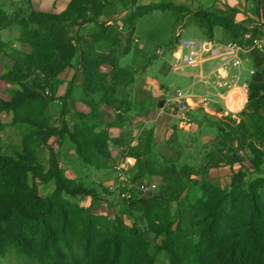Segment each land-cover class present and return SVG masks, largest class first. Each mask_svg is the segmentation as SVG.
<instances>
[{
	"label": "trees",
	"instance_id": "trees-1",
	"mask_svg": "<svg viewBox=\"0 0 264 264\" xmlns=\"http://www.w3.org/2000/svg\"><path fill=\"white\" fill-rule=\"evenodd\" d=\"M107 1L70 0L60 13L35 11L29 1L20 3L11 14L0 7V30L14 24L18 41L29 47V51L8 55L13 63L1 76L16 87L6 98H0V112L11 113V123L24 124L29 132L19 148L12 147V154L0 152V264H161L156 254L162 250L169 256V264H264V199L259 194L264 177L251 181L246 189L238 187L235 181L230 190L207 186V198L192 220L196 236L193 240L180 220L173 223L168 206L169 198L182 187L175 174L191 170L187 166L176 170L175 157L159 152L153 127H144L137 143L126 145L124 150V155L135 158L130 170L131 188L139 187L142 183L137 180L146 175H161L172 182L170 185L177 181V188H166L157 194H134L130 188L131 197L119 188L121 204L131 223L119 214L110 219L106 214L94 213L89 206L73 200L84 195L94 199L97 192L64 174L58 153L65 135L82 161L106 167L111 158L109 144L119 140L112 135V127L122 121L123 113L131 105L127 87L133 80V71L114 64L103 72L100 67L105 56L93 51L95 41L107 39L115 44L120 35L114 23L98 21L100 15H106ZM135 1L136 10L124 21L129 35L134 31L136 18L172 6L167 2L140 5ZM258 2L264 19L263 0ZM175 9L192 15L209 38H213L214 28L219 26L229 30L234 41L247 46V31L253 36L263 33L262 24L248 29L209 8L179 4ZM88 21L96 22L95 30L87 36L74 33L75 27ZM76 54L83 77L82 99L90 110L76 112L77 120L70 131L63 119L64 105L56 118L51 119L44 111L55 99L51 94L53 79L70 65ZM249 56L253 73L247 82L240 117H222L229 124L234 123L236 139H242L240 146L258 155L264 153L260 149L264 147V47L250 49ZM46 88L50 96L44 94ZM102 103L112 112L100 110ZM199 130L205 133V129ZM167 139L164 132L162 142L169 144ZM42 146L49 152L45 161L36 156ZM147 150L156 157L160 155L159 162L145 158ZM50 180L54 181V189L42 195L39 184ZM177 215L179 218V212ZM138 218L145 222L147 230L164 236L154 251L150 250Z\"/></svg>",
	"mask_w": 264,
	"mask_h": 264
},
{
	"label": "rangeland",
	"instance_id": "rangeland-1",
	"mask_svg": "<svg viewBox=\"0 0 264 264\" xmlns=\"http://www.w3.org/2000/svg\"><path fill=\"white\" fill-rule=\"evenodd\" d=\"M146 4H153L159 2L171 3L172 6L167 8L156 9L149 11L143 16L134 20L135 27L133 38L142 39V34L150 29V25L156 26L158 32V39H152L153 41H145L147 46V53L151 56V63L153 67L149 70L151 74H154L160 81V94H158L152 102L151 108L147 111L153 115L157 113L160 115L159 122L161 126L165 127L158 129L156 137L157 144H161L162 135L168 136L170 145L171 156L175 157L176 170L180 166H187L191 171L187 174H175L176 180L182 183V187L179 191L174 192L169 198V216L174 224L180 220L184 231L193 240H196L195 230L192 226V220L195 218L197 212L205 202L207 198V186L215 185L225 190H230L232 183L235 181L236 185L240 188L246 189L251 181L258 177H264V153L254 155L248 148L241 147L240 142L242 139H236V133L233 131L232 126L234 123H228L226 118L218 117L215 114H211L202 110L201 108L190 110V116L192 119V126L188 129H181L177 126V117L171 114L170 107L166 103V100L174 95L176 88H182L187 90L190 94L201 93L207 95L209 98H214L213 95L207 93L208 90H213L210 85L197 81V77L190 74H178L175 73L169 64L170 54L169 46L173 45L176 39L191 38V39H203L206 37L201 28L196 25L195 18L183 9H175V6L181 4V0H145ZM108 5L105 7V14L107 18H113L112 14L123 13L121 18L123 21L128 20L131 14L136 10L133 4V0H108ZM18 6V4H17ZM16 6V7H17ZM15 7V8H16ZM47 9V8H43ZM138 22V23H137ZM113 23V22H112ZM137 23V24H136ZM126 24V32L128 34ZM165 26V27H164ZM137 27V28H136ZM139 28V30H137ZM5 29V28H4ZM137 30V31H136ZM164 33H163V32ZM5 41H1L0 38V51H4L6 55H16L17 51H22L12 47L14 41H18V30L13 24L8 27L6 32L1 33ZM163 33V34H162ZM245 39V37H244ZM243 41V39H242ZM19 42V41H18ZM156 46L162 48L163 52L159 55L156 53ZM161 55V56H160ZM132 58V54L122 56L120 61L127 63ZM216 63L215 60L207 61L203 64V70L206 72L211 66ZM140 72L146 71L145 66H142ZM196 71V69H188L187 73ZM247 78L250 77L246 74ZM235 84L243 87L244 82L235 80ZM7 86L0 82V90ZM4 93L9 95L8 90H3ZM44 94L50 96L48 88L45 89ZM124 95V94H123ZM164 99L165 103L162 106H158V102ZM208 105L212 110H217L218 105L210 101ZM76 113H74L75 120ZM11 113L5 111L0 112V152H6L12 154V147H20L23 136L29 132V129L24 124L11 123ZM55 116V115H54ZM53 115L50 116L52 119ZM56 118V117H55ZM199 124V125H198ZM195 126H203L205 133L199 129L191 130ZM212 126V127H209ZM220 130L218 131L217 129ZM191 132L192 135L185 134ZM35 146V144H31ZM264 150V147H260ZM48 150L46 147H38L36 156L39 160L45 161L48 157ZM149 160L159 162L161 156H154L150 150H147L143 155ZM69 167L79 175H84L82 179H78L89 185L92 189H97L101 192L104 188L107 191L106 194L95 195L94 199L89 196L90 209L94 213L106 214L108 218H112L114 214H119L123 217L125 222L131 223V218L126 208H122L121 197L119 196V184L115 189H108L98 184V176H90L89 183L85 174L87 172H93V166L86 164L80 158L75 157L68 163ZM116 174L115 168L112 166L108 171V181L112 180ZM173 175V177L175 176ZM117 178V174L115 175ZM115 180V179H114ZM31 182V178L29 179ZM138 183L145 185V189H139V187H133L132 193L137 194L139 191L144 193L157 194L162 192L166 188H177V181L172 185V182L161 175H146ZM102 188V189H101ZM127 189V188H125ZM105 190V191H106ZM39 192L42 195L49 194V187H40ZM259 194L264 199V187L259 189ZM84 195L82 197L74 198L73 200L81 205L85 203ZM124 206V205H123ZM179 212V218L177 215ZM138 223L144 231V237L149 242L150 250L154 251L156 245L162 243L164 236L156 235L153 232L147 230L145 222L138 218ZM157 260L161 264H169V256L165 251H159L156 254Z\"/></svg>",
	"mask_w": 264,
	"mask_h": 264
},
{
	"label": "crops",
	"instance_id": "crops-1",
	"mask_svg": "<svg viewBox=\"0 0 264 264\" xmlns=\"http://www.w3.org/2000/svg\"><path fill=\"white\" fill-rule=\"evenodd\" d=\"M24 1H29L30 6L35 11H43L49 13H60L65 10L70 2V0H0V7L5 10L6 13L11 14L17 4L23 3ZM181 4L195 9L209 8L218 13L225 14L232 18L238 24L244 25L246 27L252 28L257 24L256 20L259 16L262 17L261 7L258 0H181ZM136 4H146L145 0H136ZM264 3V0H263ZM148 4V3H147ZM47 8V9H43ZM123 13L120 14H112L114 19L107 18L106 15H100L98 17V21L106 20L109 23H114L120 32L115 44H112L107 39H100L93 43V51L97 55L105 56L104 62L101 64L100 69L103 72H108L112 65L116 64L121 67H128L133 71V80L128 85L127 89L129 91V100L131 101L130 109L123 113L122 121L118 122L114 127H112V135L119 138L118 142L115 144L110 143L109 147L111 149V158L107 162L106 167H95L93 166V172H87L85 177H87V181L89 183L90 176L97 175L98 176V184L104 187H108V189H115L118 187V178H116V174L112 180L108 181V171L111 170V167L124 160L127 155H124V150L126 145H134L137 143L138 134L144 127H153L157 132L158 129L165 127L161 126L159 122L160 115L154 113L150 114L147 109L151 108L152 102L155 97L160 94V81L154 74H151L149 70L153 67L151 63V56L147 53V46L145 41H153L154 39H158V32L156 26L153 24L150 25V29H147L144 34H142V39L133 38L132 34H125L126 32V24L121 18ZM138 23V22H137ZM136 23V24H137ZM165 27V26H164ZM137 28V27H136ZM96 29L95 21H88L82 24L79 27L74 28L75 34L85 35L87 36L90 32ZM8 27L2 29L3 32H6ZM139 30V28L137 29ZM136 30V31H137ZM140 31V30H139ZM261 31H264V28H261ZM163 32V31H162ZM164 33V32H163ZM162 33V34H163ZM129 36V37H128ZM214 38L221 41H229L233 40V36L231 32L222 27L214 28ZM1 41H5L1 36ZM153 39V40H152ZM12 47L18 48L22 51H29V47L25 44L14 41ZM158 48L156 46V53ZM132 54V58L127 63H122L120 61L122 56ZM107 56V57H106ZM161 56V55H160ZM241 63L237 66H234L230 69V72L235 74L234 80L243 81L244 84L248 82L251 78V70L253 71V63L249 56V50L244 51L241 54ZM12 59L6 55L4 51H0V82L6 84L7 86H3V90H8V92L15 88V84H11L6 80L2 79L1 76L8 71L12 66ZM142 66H145L146 71L143 73L140 72ZM248 74L250 77H246ZM191 75V74H190ZM193 76V75H192ZM82 82L83 77L80 70V64L78 62L77 54L71 60V63L68 67H66L63 71H61L52 81V90L51 94L55 97L53 101H51L46 107L44 113L47 116L55 115L54 118L60 112L62 105L65 107V113L63 119L68 124L69 130L71 131L73 128V123L76 121L74 117V113L76 112H89V106L83 101V92H82ZM211 87V86H210ZM3 90H0V98H6L8 94L4 93ZM209 94L214 96L213 90H208ZM244 98L246 100V91L243 92ZM99 94H94V97L97 98ZM207 96V95H206ZM208 97V96H207ZM215 97V96H214ZM209 98V97H208ZM214 98H209V102H214ZM215 103V102H214ZM217 104V103H215ZM219 105V104H217ZM100 110L105 113H111L110 109L106 107L103 103L99 106ZM114 112H119L116 110ZM107 116V115H105ZM107 117H105V120ZM56 124H59V120L56 119ZM199 125V124H198ZM192 126V123H191ZM211 127V126H210ZM213 128V127H212ZM203 129V126H195L191 129L193 133L198 130ZM190 130V129H188ZM195 130V131H194ZM191 132L184 131L185 134L190 135ZM199 131V130H198ZM192 133V134H193ZM191 134V135H192ZM162 137V136H161ZM159 152L164 155H171L170 145L168 143L158 144ZM59 164L61 168L64 170V174L72 179L78 181V179H82L84 175L76 174L73 171L68 163L71 160H74L75 157L79 158L75 151L74 144L70 141L68 135H65V138L61 144L59 153ZM134 164L131 166L130 170L134 167ZM92 166V165H90ZM115 179V180H114ZM81 182V181H80ZM83 183V182H82ZM84 184V183H83ZM88 184L85 185L89 187ZM120 186V185H119ZM40 187H49V193L54 189L55 184L53 180H50L46 183L39 184ZM120 188V187H119ZM102 189V188H101ZM99 194H106L105 190L99 192V190L95 189ZM110 191V190H109ZM108 191V192H109ZM89 196L85 197L84 206H90ZM122 208H126L125 206L120 205Z\"/></svg>",
	"mask_w": 264,
	"mask_h": 264
},
{
	"label": "built area",
	"instance_id": "built-area-1",
	"mask_svg": "<svg viewBox=\"0 0 264 264\" xmlns=\"http://www.w3.org/2000/svg\"><path fill=\"white\" fill-rule=\"evenodd\" d=\"M264 28V19L259 16L256 20ZM250 43L247 46L241 45L234 40L221 41L216 38L205 37L203 39H191L179 37L173 47L169 50L170 67L178 74H191L197 77V81L208 84L214 91L215 103L219 104L217 110H212L208 105L209 98L201 93L190 94L187 90L176 88L174 95L166 100L170 107L171 114L177 117V126L181 129H189L192 123L190 110L201 108L202 110L215 114L218 117L229 116L235 119L240 117V112L245 105L243 92L246 91L247 83L243 87L235 84V74L230 69L241 63V54L252 48L264 47V31L252 35L250 31L244 34ZM162 53V48H158ZM215 60L216 63L208 71L203 70V64ZM188 69H196L187 73ZM251 73L253 71L251 70ZM135 158L127 156L124 160L114 165L118 184L125 189L126 197H131L130 168ZM139 188L144 190L145 185L140 184Z\"/></svg>",
	"mask_w": 264,
	"mask_h": 264
},
{
	"label": "water",
	"instance_id": "water-1",
	"mask_svg": "<svg viewBox=\"0 0 264 264\" xmlns=\"http://www.w3.org/2000/svg\"><path fill=\"white\" fill-rule=\"evenodd\" d=\"M164 103H165V100L162 99V100H160V101L158 102V106H162Z\"/></svg>",
	"mask_w": 264,
	"mask_h": 264
}]
</instances>
